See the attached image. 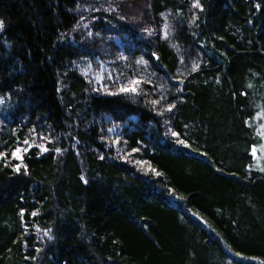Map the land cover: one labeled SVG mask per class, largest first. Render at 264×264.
I'll return each instance as SVG.
<instances>
[{
	"label": "trees",
	"instance_id": "trees-1",
	"mask_svg": "<svg viewBox=\"0 0 264 264\" xmlns=\"http://www.w3.org/2000/svg\"><path fill=\"white\" fill-rule=\"evenodd\" d=\"M193 3L0 0V264L264 262V0Z\"/></svg>",
	"mask_w": 264,
	"mask_h": 264
},
{
	"label": "snow or ice",
	"instance_id": "snow-or-ice-1",
	"mask_svg": "<svg viewBox=\"0 0 264 264\" xmlns=\"http://www.w3.org/2000/svg\"><path fill=\"white\" fill-rule=\"evenodd\" d=\"M193 7L203 10L202 9V5L200 3V0H194ZM255 7L257 9H260L261 8V4L257 3L255 5ZM93 10L100 11L99 8H95V9H93V8H87V11H89V12H91ZM106 10L107 11H111L112 10L111 4H110L109 8L106 9ZM77 11H80L79 6L77 7ZM121 19H123V17H121ZM4 27H5L4 20H0V31H2L4 29ZM79 27H80V25L77 24L76 25V28L79 29ZM84 27L85 28H88V25H85ZM169 28H170V26L166 24L165 25V31H164V38L165 39H167L168 36H169V34H170L169 33ZM145 31L148 33V35H152L154 30L145 29ZM92 35H93V32L91 30H89L87 32V36L88 37H91ZM173 46L178 48L177 45H173ZM178 51H179V49H178ZM152 55L155 56L156 59H159V57L157 56L156 53H153ZM120 59L126 61L127 60V57L124 56L121 53ZM137 63L138 64H141V65H144L145 67L147 66V61H145L143 58L139 59L137 61ZM180 63L181 64L184 63V60H183V57L182 56L180 58ZM89 67H91L90 64H89ZM101 67L103 68L104 66L101 65ZM198 68H199V65L194 62L193 63V70H196ZM97 78L98 79H102V77H97ZM89 83H91V80L89 81ZM144 83H149L150 84L151 81L145 79V77H143V76H140V77H129V78H127V82L126 83H121L119 85L118 91H116V92H110L109 94L110 95L124 94L126 96H131V97L140 96V95L145 94L144 93V89L142 87V85ZM249 87H251V85H249ZM181 91H182V89H181ZM161 99H163V97H161ZM2 103H4V101L3 100H0V104H2ZM151 103L153 105H158L160 103V100H152ZM174 107H175L174 104H169L167 110L168 111H171ZM159 114L160 115H163V113H159ZM0 123H3V122L0 121ZM117 127L118 126L109 127L107 129V131L110 132V133H114V132H116ZM260 127L261 128H264V124H261ZM165 135H167V133H165ZM172 135L177 137L176 143L181 144V145L188 146V145H186V142L184 140L179 139V133L173 132ZM55 139H58V137L55 138ZM55 139L53 138L51 132H49L47 135H45L43 132H37L36 131V127L35 126H32V127H30L28 129V135H26L22 139L19 138V137L17 138L15 147H12L11 149H5L3 151H0V162H5V167H8L7 161H9V160L19 161L20 163L13 164L11 166V170L15 174H20L21 173L22 166H23V168L25 170L27 169V165L26 164H23L22 165V162H23V159H24V155L26 153L30 152L33 148H36L38 150V152H40V153H47L48 151H50V149L48 148L47 144L55 143ZM37 140H39V141H46L47 143H38ZM109 143H112V142L109 141ZM115 143L117 145H119L121 143V138L119 136L115 139ZM124 143L126 144L127 141L125 140ZM140 143H142V141ZM261 150H264V145L261 146ZM52 151H54L57 154H60L64 150L61 149V148H59V147H57V148L52 149ZM140 151H141V149L139 147L132 148L131 151L128 153V155L130 156L131 153H136V152H140ZM256 154H257V150H256L255 147H253V149H252V155L253 156H256ZM100 159H104V157L101 156ZM125 161L126 162H130L128 160V157L127 156L125 157ZM135 163L136 164H146L147 161L136 160ZM151 170L152 171H155V169H151ZM260 171L264 172V168H261ZM24 174H27V172L25 171ZM157 175H159V173H157ZM84 182L87 183V180H85ZM24 213H25V210L24 209H21V212H20L21 217L24 216ZM31 215L32 216H36L37 215V212L36 211H33L31 213ZM49 239H53V237L49 236ZM237 255H239V253H237ZM262 264H264V262H262Z\"/></svg>",
	"mask_w": 264,
	"mask_h": 264
},
{
	"label": "rangeland",
	"instance_id": "rangeland-1",
	"mask_svg": "<svg viewBox=\"0 0 264 264\" xmlns=\"http://www.w3.org/2000/svg\"><path fill=\"white\" fill-rule=\"evenodd\" d=\"M164 19H165V17H164ZM166 24L169 25L168 20H166V21L163 23V26H162V28H161V30H160L161 35H162L163 38H164V31H165V25H166ZM169 32H170V28H169ZM106 72L108 73L109 70H107ZM100 77H102V76H100Z\"/></svg>",
	"mask_w": 264,
	"mask_h": 264
}]
</instances>
